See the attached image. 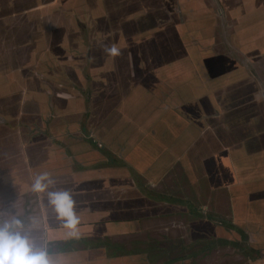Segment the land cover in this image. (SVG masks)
<instances>
[{
	"label": "crops",
	"instance_id": "obj_1",
	"mask_svg": "<svg viewBox=\"0 0 264 264\" xmlns=\"http://www.w3.org/2000/svg\"><path fill=\"white\" fill-rule=\"evenodd\" d=\"M0 1V204L55 264H264V0Z\"/></svg>",
	"mask_w": 264,
	"mask_h": 264
},
{
	"label": "clouds",
	"instance_id": "obj_2",
	"mask_svg": "<svg viewBox=\"0 0 264 264\" xmlns=\"http://www.w3.org/2000/svg\"><path fill=\"white\" fill-rule=\"evenodd\" d=\"M106 51L113 56L119 49L112 47ZM55 181L50 173L37 175L31 185L33 191L44 192ZM48 202L53 207L56 218L68 229L69 237H78L77 225L80 218L76 214V201L69 191L49 192ZM33 225L35 221L33 220ZM33 227H26L25 221L15 212L13 205L0 204V264H55L46 243L37 244L31 235Z\"/></svg>",
	"mask_w": 264,
	"mask_h": 264
},
{
	"label": "rangeland",
	"instance_id": "obj_3",
	"mask_svg": "<svg viewBox=\"0 0 264 264\" xmlns=\"http://www.w3.org/2000/svg\"><path fill=\"white\" fill-rule=\"evenodd\" d=\"M1 2V1H0ZM20 3L19 4H21L20 6H22V5H26V4H29L28 2H27V0H20L19 1ZM12 4V3H11ZM9 5V4H8ZM5 14H6V16L8 15V13H7V11L5 12ZM101 144H99V146H100ZM168 256H170V254L168 255Z\"/></svg>",
	"mask_w": 264,
	"mask_h": 264
}]
</instances>
